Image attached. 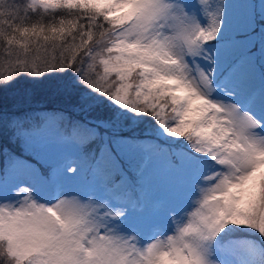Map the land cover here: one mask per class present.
<instances>
[{
	"label": "snow or ice",
	"instance_id": "6c2138e0",
	"mask_svg": "<svg viewBox=\"0 0 264 264\" xmlns=\"http://www.w3.org/2000/svg\"><path fill=\"white\" fill-rule=\"evenodd\" d=\"M0 68L109 113L0 111V264H264V0H0Z\"/></svg>",
	"mask_w": 264,
	"mask_h": 264
},
{
	"label": "trees",
	"instance_id": "16d2710c",
	"mask_svg": "<svg viewBox=\"0 0 264 264\" xmlns=\"http://www.w3.org/2000/svg\"><path fill=\"white\" fill-rule=\"evenodd\" d=\"M0 73L7 74L4 68H0ZM61 75L45 74L38 78L28 75L19 76L11 89L0 93V111L6 113L9 118L63 113L72 120L106 121L108 119L109 113L103 106L84 110L78 97L64 90ZM100 132L102 135L105 134V129L101 128ZM0 150L3 152V159L5 154L24 151V143L12 136L11 127L7 132H0Z\"/></svg>",
	"mask_w": 264,
	"mask_h": 264
},
{
	"label": "rangeland",
	"instance_id": "374dc122",
	"mask_svg": "<svg viewBox=\"0 0 264 264\" xmlns=\"http://www.w3.org/2000/svg\"><path fill=\"white\" fill-rule=\"evenodd\" d=\"M225 2H232V0H225ZM258 2V0H257ZM24 149H25V144H24ZM80 151L82 154L87 155V151H88V145L87 144H82L80 146ZM2 151L0 150V160H3V156H2ZM151 204L158 206L161 210L163 209V207L165 206V198H164V192L162 190L156 191L152 194V198L150 201ZM161 218L160 217H155L154 218V222H159ZM150 227L146 226L145 230H147V228Z\"/></svg>",
	"mask_w": 264,
	"mask_h": 264
}]
</instances>
